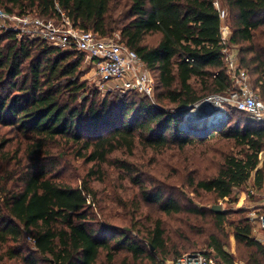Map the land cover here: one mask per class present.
<instances>
[{"label":"trees","instance_id":"obj_1","mask_svg":"<svg viewBox=\"0 0 264 264\" xmlns=\"http://www.w3.org/2000/svg\"><path fill=\"white\" fill-rule=\"evenodd\" d=\"M129 1V21L124 23L110 16L112 0H0V8L9 13H37L46 20L58 18L59 8L75 27L102 38L119 30L121 42L140 56L155 78V94L159 91L155 102L135 92L118 93L121 98L114 100L110 94L100 100L97 91L88 93L86 83L79 81L83 57L77 51L19 39L14 31L1 34L0 126L14 128L31 141L26 153L18 150L13 157L6 152L8 145L0 144L1 161L15 162L19 169L15 174L8 172L0 185L3 245H19L28 235L37 253L51 257L53 264H135L145 257L152 264H166L169 252L161 221L149 232L147 245L127 231L117 234L110 226L91 224L98 201L92 180L98 179L100 171L91 169L78 187L58 184L49 177L44 152L58 142L70 144L87 163L101 165L118 151L132 154L138 145L159 151L184 150L216 138L231 140L243 148L241 157L227 158L218 175L198 181L197 189L219 200H231L234 190L242 188L254 172L255 187L264 189V164L258 168L264 124L244 119L234 125L232 119L204 125L203 129L183 124L189 108L206 95L228 94L233 89L222 58L217 1L228 12L230 42L239 46L240 66L248 71L254 90L264 101V32L258 36L264 29V0ZM157 34L161 36L157 46L145 44L148 36ZM142 197L146 204L159 205L167 216L185 211L177 200L160 192L142 189ZM190 211L202 215L199 210ZM213 214L219 226L226 224V213ZM235 238L253 250L249 264H264V246L253 237L249 219L235 226ZM124 251L135 262L118 261ZM210 251L234 264L221 243L213 242ZM197 252L202 251L187 254ZM18 253L22 250L10 255L15 258ZM187 254L177 252L174 260ZM27 260L37 264L31 257Z\"/></svg>","mask_w":264,"mask_h":264},{"label":"rangeland","instance_id":"obj_2","mask_svg":"<svg viewBox=\"0 0 264 264\" xmlns=\"http://www.w3.org/2000/svg\"><path fill=\"white\" fill-rule=\"evenodd\" d=\"M130 5L129 0H112L110 16L116 21L127 23ZM30 15L39 16L37 13ZM114 28L116 29L117 26L115 25ZM5 32V30L0 32V35ZM263 32L264 29L258 33V36H262ZM22 36L18 38L21 39ZM109 38L121 39V32L116 29ZM160 39L161 36L158 34L150 35L146 38L145 44L155 47ZM6 43L7 41L2 46ZM234 48L240 50L238 45H234ZM78 55L83 57L79 81L86 83L88 93L97 91L100 100H105L110 94V100L121 98L118 92L113 90V84H102L89 58L79 52ZM158 94L159 91L151 100L155 102ZM214 95L216 94L206 95L204 99ZM133 98L131 96L128 99ZM189 114H191L189 120L195 117L193 112ZM188 116L184 122H187ZM225 117L226 123L232 119L233 125L240 119L260 124L250 115L240 113L232 107L227 108ZM3 142L8 145L6 152L12 157L18 150L26 153L31 144V141L18 130L0 126V144ZM242 150L243 148L233 141L222 138L197 143L184 150L172 148L159 151L138 145L132 154L127 150H121L111 155L108 162L96 165L78 157L70 144L58 142L46 148L44 160L50 171L49 177L64 186L78 187L91 169L100 171L98 179L92 180V186L98 193V201L91 214L92 225L110 226L117 234L127 231L131 238L147 245L149 232L155 228L157 221H161L169 252L166 264L174 261L177 252L183 255L195 251H210L211 244L216 241L224 246L226 253L233 258L234 264H249L253 250L237 243L235 226L240 220L252 218L250 223L253 227V237L264 246V232L258 229L257 221L254 220L257 210L264 206V189L255 187L256 172L242 188L234 190L231 200H219L215 194L198 190L196 187L198 181L217 176L227 158L241 157ZM262 153L259 169L264 164V150ZM1 154L2 152H0V185L5 181L8 172L13 174L19 172L15 162L12 164L6 160L2 162ZM12 185L13 183H10L9 187ZM142 189L160 192L166 198L177 200L185 211L180 214L165 215L159 205L146 204L143 201ZM214 207H220L222 212L226 213L225 225H218L213 214ZM190 210H199L202 215ZM29 237L25 235L19 245L12 243L3 245L0 242V264H30L28 257L33 258L37 264H53L51 257L43 258L37 253ZM19 250H22V253L12 258L10 253ZM152 253L156 251L152 249ZM124 259L135 262L125 251L119 255L118 261ZM137 262L135 264H152L147 257Z\"/></svg>","mask_w":264,"mask_h":264},{"label":"built area","instance_id":"obj_3","mask_svg":"<svg viewBox=\"0 0 264 264\" xmlns=\"http://www.w3.org/2000/svg\"><path fill=\"white\" fill-rule=\"evenodd\" d=\"M215 8L221 20V44L224 46L222 58L233 89L228 94L205 98L194 105L193 113L198 111L197 114H202L205 107H212L226 119L227 108L232 107L263 123L264 101L254 90L248 71L240 66L238 51L231 47L232 33L227 23L228 12L219 1L215 2ZM58 12V18L46 20L30 14H12L0 8V32L14 31L19 36L23 35L22 38L41 40L59 50H75L89 58L102 84H113V90L123 95L135 92L150 99L154 97L155 78L135 51L119 38H102L92 31L75 27L59 8ZM256 215L254 220L257 221L258 229L264 232V206L257 210ZM251 219L249 218L250 221ZM168 264L227 263L211 251H202L184 255Z\"/></svg>","mask_w":264,"mask_h":264},{"label":"water","instance_id":"obj_4","mask_svg":"<svg viewBox=\"0 0 264 264\" xmlns=\"http://www.w3.org/2000/svg\"><path fill=\"white\" fill-rule=\"evenodd\" d=\"M195 109V107H190L188 112L191 113L193 112ZM204 113L202 114H197L198 111H196L194 120L190 122V124H186V125H190L191 127L193 126V129L199 128V129H203V127H205L204 125H213L216 123L219 124H224L226 119L219 113H217V111L212 108V107H205ZM185 125V124H184ZM214 212L220 213L222 212L220 207H214L213 208ZM154 250V248H152Z\"/></svg>","mask_w":264,"mask_h":264},{"label":"bare ground","instance_id":"obj_5","mask_svg":"<svg viewBox=\"0 0 264 264\" xmlns=\"http://www.w3.org/2000/svg\"><path fill=\"white\" fill-rule=\"evenodd\" d=\"M187 116H188V115H187ZM190 118H191V114H189V116H188V120H187V122H185V123L190 124V122L194 120V118H192L191 120H189Z\"/></svg>","mask_w":264,"mask_h":264},{"label":"crops","instance_id":"obj_6","mask_svg":"<svg viewBox=\"0 0 264 264\" xmlns=\"http://www.w3.org/2000/svg\"><path fill=\"white\" fill-rule=\"evenodd\" d=\"M234 45H236V44H232L231 43V47H233L234 48ZM236 50L238 51V55H239V50L236 48Z\"/></svg>","mask_w":264,"mask_h":264}]
</instances>
